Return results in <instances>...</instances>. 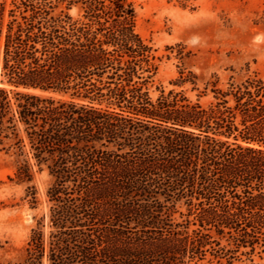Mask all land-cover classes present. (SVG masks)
I'll return each instance as SVG.
<instances>
[{
  "label": "trees",
  "instance_id": "obj_1",
  "mask_svg": "<svg viewBox=\"0 0 264 264\" xmlns=\"http://www.w3.org/2000/svg\"><path fill=\"white\" fill-rule=\"evenodd\" d=\"M154 59L127 0H0V147L20 148V182L35 167L52 178L48 231L42 220L23 259L0 264L264 252V79L215 88L209 105L155 99Z\"/></svg>",
  "mask_w": 264,
  "mask_h": 264
},
{
  "label": "rangeland",
  "instance_id": "obj_2",
  "mask_svg": "<svg viewBox=\"0 0 264 264\" xmlns=\"http://www.w3.org/2000/svg\"><path fill=\"white\" fill-rule=\"evenodd\" d=\"M7 3L9 10L12 0ZM127 3L134 10L136 31L152 48V62L158 67L150 86L153 98L160 90L174 91L209 105L215 88L225 90L249 78L264 79V0ZM69 15L78 19L83 13L73 7ZM21 153L9 142L0 147V263L23 259L32 231L42 220L48 231L47 191L52 178L35 167L33 181L20 182L16 172L24 160ZM32 193H37V204L30 203ZM248 252L242 249L233 264H264L260 247L254 254Z\"/></svg>",
  "mask_w": 264,
  "mask_h": 264
}]
</instances>
